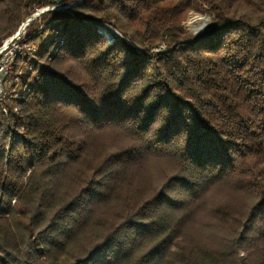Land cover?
<instances>
[{"label": "trees", "instance_id": "obj_1", "mask_svg": "<svg viewBox=\"0 0 264 264\" xmlns=\"http://www.w3.org/2000/svg\"><path fill=\"white\" fill-rule=\"evenodd\" d=\"M57 1L0 0V47L31 19L35 49L0 102V264H264V0Z\"/></svg>", "mask_w": 264, "mask_h": 264}, {"label": "built area", "instance_id": "obj_2", "mask_svg": "<svg viewBox=\"0 0 264 264\" xmlns=\"http://www.w3.org/2000/svg\"><path fill=\"white\" fill-rule=\"evenodd\" d=\"M29 24L30 21L28 20L20 27L15 35L7 39L0 47V102L4 98L3 83L10 75L15 61L18 58L26 57L35 51V49L27 43L26 39V28ZM127 44L130 48L135 49L138 53H142L137 47H134L131 43H129V41H127ZM166 51L167 47L161 46L158 49L152 50L150 54H158ZM1 109L5 115L8 114V109L4 105L1 106Z\"/></svg>", "mask_w": 264, "mask_h": 264}, {"label": "rangeland", "instance_id": "obj_3", "mask_svg": "<svg viewBox=\"0 0 264 264\" xmlns=\"http://www.w3.org/2000/svg\"><path fill=\"white\" fill-rule=\"evenodd\" d=\"M55 10L62 11L63 8H62V6H58L55 8ZM195 17H198L199 19L205 20L203 27H202V25L200 26V24L199 25L193 24ZM211 17L212 16L209 15L208 12H206V11H202V12H194L193 11L189 14V16L187 18V21L185 23V28L187 31H189L194 36L203 35L204 33H206L210 29V26L213 23V20L211 21ZM103 30L106 32V35H107L106 37L108 39H111L110 33H114V32L107 26H104ZM120 35H121V33H120ZM7 84H8L7 81H5L3 83L4 97L7 96V94H8Z\"/></svg>", "mask_w": 264, "mask_h": 264}, {"label": "water", "instance_id": "obj_4", "mask_svg": "<svg viewBox=\"0 0 264 264\" xmlns=\"http://www.w3.org/2000/svg\"><path fill=\"white\" fill-rule=\"evenodd\" d=\"M57 4H58V6H60L61 5V3H62V0H59V1H57L56 2ZM52 8H47V9H44V10H42V11H40L39 13H37L36 15H34V17L33 18H36V17H38V16H40L41 14H43V13H45V12H48V11H50ZM29 21H31V19L29 20ZM103 25V26H102ZM98 26H99V28H100V31L101 32H103V33H106L104 30H103V27L104 26H106V25H104V24H102V23H99L98 24ZM108 27V26H107ZM110 28V27H109ZM114 33H118L119 35H120V33L118 32V31H116V30H114V29H112V28H110ZM107 36V35H106ZM110 41L111 42H113V41H115V40H124L123 39V37L120 35V36H114L112 33H110ZM109 37V36H108Z\"/></svg>", "mask_w": 264, "mask_h": 264}, {"label": "bare ground", "instance_id": "obj_5", "mask_svg": "<svg viewBox=\"0 0 264 264\" xmlns=\"http://www.w3.org/2000/svg\"><path fill=\"white\" fill-rule=\"evenodd\" d=\"M204 22H205V20L204 19H199L198 17H195L194 18V22H193V24H200V26L202 25V27L204 26ZM114 36H120L118 33H112Z\"/></svg>", "mask_w": 264, "mask_h": 264}]
</instances>
